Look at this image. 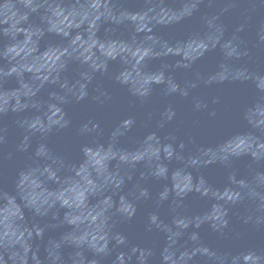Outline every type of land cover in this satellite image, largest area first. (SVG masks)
I'll return each mask as SVG.
<instances>
[{"label": "water", "instance_id": "obj_1", "mask_svg": "<svg viewBox=\"0 0 264 264\" xmlns=\"http://www.w3.org/2000/svg\"><path fill=\"white\" fill-rule=\"evenodd\" d=\"M0 264H264V0H0Z\"/></svg>", "mask_w": 264, "mask_h": 264}]
</instances>
